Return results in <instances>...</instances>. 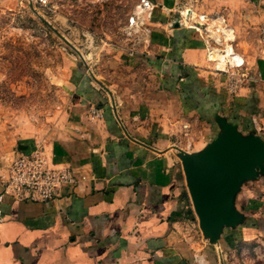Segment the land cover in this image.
Here are the masks:
<instances>
[{
  "label": "crops",
  "instance_id": "crops-1",
  "mask_svg": "<svg viewBox=\"0 0 264 264\" xmlns=\"http://www.w3.org/2000/svg\"><path fill=\"white\" fill-rule=\"evenodd\" d=\"M167 36L146 119L130 105L121 114L99 106L101 139L80 125L88 138L82 151L60 145L57 154L78 178L73 187L49 204L0 202V264H224L229 248L264 234V169L235 196L234 208L249 220L222 226L213 240L199 226L177 152L188 140L184 124L189 141L201 144L221 132L219 117L264 142V71L231 94L193 31L172 28Z\"/></svg>",
  "mask_w": 264,
  "mask_h": 264
},
{
  "label": "rangeland",
  "instance_id": "rangeland-1",
  "mask_svg": "<svg viewBox=\"0 0 264 264\" xmlns=\"http://www.w3.org/2000/svg\"><path fill=\"white\" fill-rule=\"evenodd\" d=\"M151 1L155 13L143 18L141 0H51L47 6L0 0V179L18 154L36 149L62 167L56 162L59 148L82 151L88 141L80 125L101 139L95 128L105 120L100 107L121 114L130 105L146 119L158 92V49L168 43L172 28L193 31L207 66L221 76L216 67L232 62L222 63L219 55L231 45L248 73L262 78L264 0ZM220 133L194 145L189 136L181 150L198 155ZM180 166L183 174L181 159ZM239 213L238 224H246L249 213ZM233 246L224 264H264V234Z\"/></svg>",
  "mask_w": 264,
  "mask_h": 264
},
{
  "label": "water",
  "instance_id": "water-1",
  "mask_svg": "<svg viewBox=\"0 0 264 264\" xmlns=\"http://www.w3.org/2000/svg\"><path fill=\"white\" fill-rule=\"evenodd\" d=\"M220 136L200 154L180 151L187 189L199 226L213 240L222 226L240 223L234 206L239 185L264 169V142L243 136L238 127L218 118Z\"/></svg>",
  "mask_w": 264,
  "mask_h": 264
},
{
  "label": "built area",
  "instance_id": "built-area-1",
  "mask_svg": "<svg viewBox=\"0 0 264 264\" xmlns=\"http://www.w3.org/2000/svg\"><path fill=\"white\" fill-rule=\"evenodd\" d=\"M29 1L42 6H47L51 2V0ZM138 8L139 15L143 18H151L155 6L151 0H141ZM130 22L135 23V17H132ZM216 70L225 76L224 83L231 94H236L244 85L254 80L244 62L231 63L225 67L219 66ZM182 135L186 139L190 136L189 125H183ZM190 144L189 142V146ZM77 182L78 178L72 169L52 164L42 150L36 149L30 153L18 154L9 167L8 175L0 179L2 186L0 202L6 196H11L21 201L49 204Z\"/></svg>",
  "mask_w": 264,
  "mask_h": 264
},
{
  "label": "bare ground",
  "instance_id": "bare-ground-1",
  "mask_svg": "<svg viewBox=\"0 0 264 264\" xmlns=\"http://www.w3.org/2000/svg\"><path fill=\"white\" fill-rule=\"evenodd\" d=\"M199 21H204V17L200 16L199 17ZM223 26V25H222ZM223 29V28H220ZM218 30V29H217ZM224 30V29H223ZM225 31V30H224ZM231 31V30H230ZM214 32V31H213ZM218 32V31H217ZM215 33V32H214ZM230 34V33H229ZM227 35V33H226ZM212 38H217L215 35L212 36ZM217 41H221L219 38L217 39ZM219 44V43H218ZM221 44V43H220ZM218 55V54H217ZM214 57V56H213ZM212 57V58H213ZM219 58L221 60L222 63H225L226 60H228L229 62L235 63H242L243 59L234 51L233 47L231 45L228 46L227 48V53L226 55H219ZM215 59V58H214Z\"/></svg>",
  "mask_w": 264,
  "mask_h": 264
}]
</instances>
